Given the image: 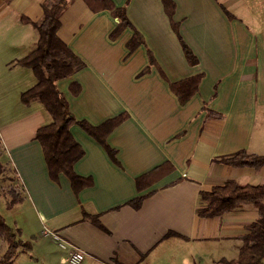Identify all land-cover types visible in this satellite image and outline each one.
Listing matches in <instances>:
<instances>
[{"label":"crops","instance_id":"1","mask_svg":"<svg viewBox=\"0 0 264 264\" xmlns=\"http://www.w3.org/2000/svg\"><path fill=\"white\" fill-rule=\"evenodd\" d=\"M45 1L0 0V116L15 113L0 121V161L14 171L23 192L22 201L6 209L20 206L17 217L27 222L25 212H32L36 220L34 235L24 237L35 238L25 261L68 264L67 251L41 236L45 226L86 254L81 264H217L237 258L256 208L212 218L196 211L201 192L228 180L264 183V165L219 161L239 150L264 154V0H173L177 32L162 0H110L131 23L115 38L119 21L110 9L84 0L69 4L58 36L85 66L59 80L58 89L76 119L93 126L128 114L106 139L119 164L79 125L70 128L84 150L74 170L92 180L77 195L64 174L50 178L36 140L51 115L38 99L20 98L37 82L19 60L36 47L33 22L41 19ZM135 31L143 43L130 51ZM180 39L196 65L188 63ZM199 74L197 91L181 104L170 85ZM73 83L81 87L78 95ZM161 166L164 176L138 190L137 178ZM139 197V208L128 204Z\"/></svg>","mask_w":264,"mask_h":264},{"label":"trees","instance_id":"2","mask_svg":"<svg viewBox=\"0 0 264 264\" xmlns=\"http://www.w3.org/2000/svg\"><path fill=\"white\" fill-rule=\"evenodd\" d=\"M72 1L46 0L42 4V17L39 21L33 22L38 32L36 47L19 60V63L31 68L37 78L35 85L21 93V101L29 103L33 99H38L52 117L50 123L40 127L36 132V140L42 146L49 176L52 180L58 181L59 175L64 174L70 180L72 189L77 195L83 188L91 186L92 180L79 176L74 170V165L82 158L84 150L72 136L70 128L73 125H79L106 149L113 162L119 164L116 159V150L108 145L106 139L120 123L128 118V114L123 113L98 126H93L85 120L76 119L69 109L66 97L58 89L57 82L59 80L71 76L85 66L82 60L58 36V30L62 24V15ZM84 1L91 7H94V3H98L103 8L113 12L119 24L111 34V38L117 37L126 27H131L124 9L115 8L110 0ZM162 3L170 16L173 29L177 32L178 25L172 20L175 9L173 0H162ZM180 41L188 63L196 65L198 63L197 57L185 42L181 39ZM142 43L141 35L135 31L127 46L130 51H133ZM202 77L203 75L199 74L170 85L181 104L186 103L197 91ZM80 88L78 83L70 85L73 95H78ZM219 161L234 167L259 169L264 165V154L239 150L221 157ZM164 174V166H161L140 176L136 180L138 190L152 185ZM143 199L144 197H139L128 204L134 208H139ZM201 199L202 205L198 207L196 213L202 218L223 216L248 205L255 207L258 212L257 219L246 227L244 234L240 237L241 245L237 258L232 260L221 259L217 264H264V183L242 185L235 180H228L223 185L214 186L210 191L201 192ZM21 201L22 197L13 195L6 203V208L11 209ZM85 218L94 223L98 222L94 217L89 218L86 215ZM19 236V230L10 227L3 215L0 214V237L7 244L4 254L0 257V264H13L19 250L30 251L32 248L30 242L22 241Z\"/></svg>","mask_w":264,"mask_h":264},{"label":"rangeland","instance_id":"3","mask_svg":"<svg viewBox=\"0 0 264 264\" xmlns=\"http://www.w3.org/2000/svg\"><path fill=\"white\" fill-rule=\"evenodd\" d=\"M11 93V92H9ZM7 95V93H6ZM9 97H12L11 95ZM15 111V110H14ZM15 114V113H14ZM14 114H10L8 116H4L1 115L0 116V121L3 118H6L9 116H12ZM0 155H1V146H0ZM1 163V167H0V214H3L6 218V221L9 223L8 225L10 227H12L14 230H19L20 232V236L19 238L24 241V242H30L32 248L30 249V251L24 252L22 250H19L13 260V264H30L28 262L25 261V255L24 253H28L31 252L33 249V240L35 239L34 236L31 237V240H25L24 237L25 235H31L33 233L34 235V226H35V222L36 220L34 219L33 213L32 212H28L25 215L28 218L27 222H25L22 218L17 217V211H24V208H20V206L15 207L16 211H9L6 209V203L11 199V197L14 196H19V197H23V192L20 189V187L18 186L17 182H16V177L14 174V171L11 169V167L5 162L3 163L2 161H0ZM13 220H16V223L14 224ZM20 223H22V227L20 226ZM12 225V226H11ZM14 225H16L14 227ZM28 236V238H29ZM27 238V239H28ZM7 248V244L6 242L0 237V256L4 253V251ZM212 253V252H211ZM29 256H31L33 259H35V257L33 256L34 254H28ZM182 264V263H180Z\"/></svg>","mask_w":264,"mask_h":264},{"label":"built area","instance_id":"4","mask_svg":"<svg viewBox=\"0 0 264 264\" xmlns=\"http://www.w3.org/2000/svg\"><path fill=\"white\" fill-rule=\"evenodd\" d=\"M41 236L51 238L58 244L59 248L67 251L68 264H81L84 261L86 254L79 247L64 239L58 232L45 226L41 231Z\"/></svg>","mask_w":264,"mask_h":264}]
</instances>
